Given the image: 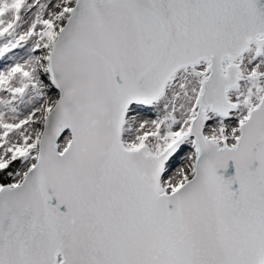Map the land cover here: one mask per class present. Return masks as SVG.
Wrapping results in <instances>:
<instances>
[{"label": "snow or ice", "instance_id": "snow-or-ice-1", "mask_svg": "<svg viewBox=\"0 0 264 264\" xmlns=\"http://www.w3.org/2000/svg\"><path fill=\"white\" fill-rule=\"evenodd\" d=\"M0 264H264V0H0Z\"/></svg>", "mask_w": 264, "mask_h": 264}, {"label": "rangeland", "instance_id": "rangeland-1", "mask_svg": "<svg viewBox=\"0 0 264 264\" xmlns=\"http://www.w3.org/2000/svg\"><path fill=\"white\" fill-rule=\"evenodd\" d=\"M52 95H55V93L53 92V93H51Z\"/></svg>", "mask_w": 264, "mask_h": 264}]
</instances>
